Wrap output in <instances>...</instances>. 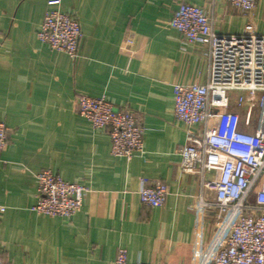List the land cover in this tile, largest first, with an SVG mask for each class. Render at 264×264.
Instances as JSON below:
<instances>
[{
  "label": "crops",
  "instance_id": "1",
  "mask_svg": "<svg viewBox=\"0 0 264 264\" xmlns=\"http://www.w3.org/2000/svg\"><path fill=\"white\" fill-rule=\"evenodd\" d=\"M181 1L205 9L219 33L249 21L264 33V0L251 16L226 0H0V121L10 129L0 155L3 264H112L119 248L131 263L193 264L204 254L217 226L197 209L200 176L181 168L186 128L174 90L207 81L209 46L171 26ZM49 9L78 16L76 59L38 38ZM80 95L135 111L143 153L113 155L109 132L79 113ZM44 169L88 187L72 218L32 209ZM146 179L169 185L162 206L141 202Z\"/></svg>",
  "mask_w": 264,
  "mask_h": 264
},
{
  "label": "built area",
  "instance_id": "2",
  "mask_svg": "<svg viewBox=\"0 0 264 264\" xmlns=\"http://www.w3.org/2000/svg\"><path fill=\"white\" fill-rule=\"evenodd\" d=\"M226 1L251 16L259 0ZM171 26L188 42L209 46L207 81L178 83L174 90V114L186 128V141L178 149L181 168L200 176L197 209L217 226L213 240L193 264H264V33L251 21L239 33H219L205 9L186 1L179 3ZM82 36L78 16L58 9L46 11L38 31L40 41L73 59L79 55ZM132 43L128 38L125 46ZM233 92L240 95L235 99ZM243 92L260 94L256 118ZM77 103L95 129L109 132L113 155L131 160L143 153L146 128L135 111L116 108L105 97L80 95ZM9 131L0 121V155ZM37 182L32 209L39 214L70 219L89 192L50 169L37 173ZM148 182L144 180L139 191L141 202L162 206L169 185ZM112 264L154 263H131L127 250L119 248Z\"/></svg>",
  "mask_w": 264,
  "mask_h": 264
},
{
  "label": "rangeland",
  "instance_id": "3",
  "mask_svg": "<svg viewBox=\"0 0 264 264\" xmlns=\"http://www.w3.org/2000/svg\"><path fill=\"white\" fill-rule=\"evenodd\" d=\"M233 98H237L240 93L233 92L231 93ZM242 95L245 97L246 101L254 106V117H257L258 108H259V101H260V94L256 93L254 96H251L249 93L243 92Z\"/></svg>",
  "mask_w": 264,
  "mask_h": 264
}]
</instances>
